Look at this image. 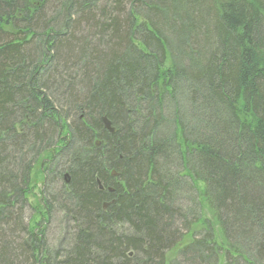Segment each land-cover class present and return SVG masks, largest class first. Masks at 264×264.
<instances>
[{
	"label": "trees",
	"instance_id": "1",
	"mask_svg": "<svg viewBox=\"0 0 264 264\" xmlns=\"http://www.w3.org/2000/svg\"><path fill=\"white\" fill-rule=\"evenodd\" d=\"M186 237L171 264H264V0H0V264Z\"/></svg>",
	"mask_w": 264,
	"mask_h": 264
},
{
	"label": "rangeland",
	"instance_id": "2",
	"mask_svg": "<svg viewBox=\"0 0 264 264\" xmlns=\"http://www.w3.org/2000/svg\"><path fill=\"white\" fill-rule=\"evenodd\" d=\"M220 1H225V0H220ZM179 101H180V104H181V102L182 103L184 102L183 104H181V106L186 110L187 108L185 107L184 97H182ZM45 161L46 160H43L42 161V164H40V166L36 167V169H35V171L33 173V176L31 177V180H32V185H31L32 191L30 192V194H29L28 197H29V200H30V202L32 203V205L34 207L36 206V204L38 203V200L41 197V187H42L43 183L45 182V177H44V173H43L44 172L43 169L45 167L44 166V162ZM39 221H40V219L38 220V222ZM216 231L218 232V229L217 228H216ZM55 237H57V233H55ZM68 241H69V238H67V237L64 238V236H63L62 239H61V237L59 236V238H58V240L56 242V245H54V246L55 247H58L61 244V242H62V244H64V246H63V248H64L65 245H67ZM189 241H190V237H186L184 239V241L182 242V244H180L174 251H171L168 254V256H167V262H168V264H171L175 260V258L177 257L178 250L183 245L187 244ZM218 241L220 243H222L220 239H218ZM179 262H180V259H177V263H179Z\"/></svg>",
	"mask_w": 264,
	"mask_h": 264
},
{
	"label": "water",
	"instance_id": "3",
	"mask_svg": "<svg viewBox=\"0 0 264 264\" xmlns=\"http://www.w3.org/2000/svg\"><path fill=\"white\" fill-rule=\"evenodd\" d=\"M107 125H108V123H107Z\"/></svg>",
	"mask_w": 264,
	"mask_h": 264
}]
</instances>
